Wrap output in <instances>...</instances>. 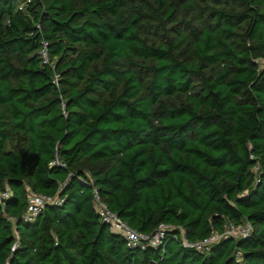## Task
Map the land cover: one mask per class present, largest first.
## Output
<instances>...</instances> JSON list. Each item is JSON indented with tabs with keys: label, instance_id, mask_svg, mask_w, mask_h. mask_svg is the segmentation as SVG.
<instances>
[{
	"label": "trees",
	"instance_id": "trees-1",
	"mask_svg": "<svg viewBox=\"0 0 264 264\" xmlns=\"http://www.w3.org/2000/svg\"><path fill=\"white\" fill-rule=\"evenodd\" d=\"M4 189L0 264H264V0H0Z\"/></svg>",
	"mask_w": 264,
	"mask_h": 264
},
{
	"label": "built area",
	"instance_id": "built-area-1",
	"mask_svg": "<svg viewBox=\"0 0 264 264\" xmlns=\"http://www.w3.org/2000/svg\"><path fill=\"white\" fill-rule=\"evenodd\" d=\"M43 42V47H45ZM44 62H47L46 52L41 50ZM258 167L253 166V171L256 173ZM10 194L9 189L0 191V200L7 198ZM93 204L96 213L100 217L101 222L107 225L108 229L118 235H121L128 247H157L161 244L168 230L174 228L171 225L159 224L152 232L145 233L131 228L124 220H122L115 212L111 211L100 199L96 192L93 194ZM58 197H53L44 194H36L29 192L27 195V206L22 214V218L26 221L33 220L41 210L48 204L60 203ZM250 233V225L247 221L241 224H233L227 222L221 231H211V233L194 242H190L184 237L181 230V242L183 246L194 248L200 252H206L209 248L223 238H241L246 237Z\"/></svg>",
	"mask_w": 264,
	"mask_h": 264
}]
</instances>
